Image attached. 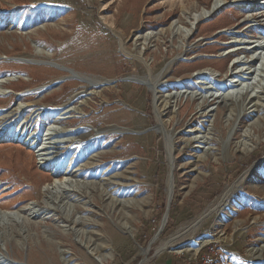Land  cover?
<instances>
[{
  "label": "rangeland",
  "instance_id": "374dc122",
  "mask_svg": "<svg viewBox=\"0 0 264 264\" xmlns=\"http://www.w3.org/2000/svg\"><path fill=\"white\" fill-rule=\"evenodd\" d=\"M213 3L218 9L193 28L191 17ZM263 5L0 0V78L28 77L5 85L10 91L0 96V130L8 126L17 134L28 121L36 147L0 140V210L32 205L51 213L32 223L23 248L16 239L0 238V264H99L97 255L106 256L103 264H196L208 248L213 264H264V249L250 256L264 244ZM37 44L52 55L36 56ZM23 58L32 64L19 63ZM241 78H249L243 89L226 90ZM48 124L58 130L55 140L66 142L60 143L59 167L78 172L81 183L69 186L62 174L57 180L63 188L53 193L44 189L54 182V169L39 155L47 147L41 133ZM246 171L239 191L169 246L201 238L206 245L196 252H161ZM123 174L129 176L128 196L98 190L100 181L116 186ZM107 199L127 202V217L106 207ZM65 213L73 219L65 220ZM78 219L88 225L74 228Z\"/></svg>",
  "mask_w": 264,
  "mask_h": 264
},
{
  "label": "bare ground",
  "instance_id": "6f19581e",
  "mask_svg": "<svg viewBox=\"0 0 264 264\" xmlns=\"http://www.w3.org/2000/svg\"><path fill=\"white\" fill-rule=\"evenodd\" d=\"M258 1H263V3H264V0H258ZM217 9H218V5L216 3H213L208 9H202L198 14H195L191 17V19H190L191 26H193V28H195L196 24H198L203 19L204 20L208 19ZM255 15H259L258 18L262 19L261 18L262 15H260L259 12H255ZM169 29L171 32H172V30L176 31V25H174L173 28L171 25ZM35 54H36V56H43L45 58H48L52 55L51 53H49V51L42 48L38 44L35 45ZM18 62L22 63V64H32V61L24 59V58L19 60ZM47 65L55 67L60 71L66 72L68 74V76L73 74V70L61 67L58 64L48 62ZM236 65H237V63H236ZM239 66L240 65H237V68ZM241 75H244V74L242 72H238V76L241 77ZM251 75H252V72H250L247 75V77H249ZM19 78H23V79L27 80L28 77L26 75L20 74V75H6V76L0 78V96L8 94V92L10 91L7 87H5V85L8 82L16 81ZM246 80H249V78H244V79L241 78L240 81L236 82V83L235 82L227 83V84H225L226 90H228V91H234L237 89L239 90L240 86H243L242 87V89H243L244 86L247 84ZM62 81L63 80H59L56 83V85H59ZM237 96L238 95H236V98H237ZM211 97L213 100L217 99V97H215V96H211ZM204 102H205V99L203 100V103ZM60 120H61V118H55L54 124H57V125L60 124ZM217 124H218L217 117H215V125H217ZM28 125H29L28 121H23L21 123V130L17 134H10V132L8 131V128H6L8 126H5L4 128H2L0 130V140L10 141V142H15V143H21L23 145H28L29 148L36 149L35 144L32 143V140L28 139V135H29L28 133H29V130L31 128L30 126L28 127ZM54 127L55 126H53V124H48L44 130L42 129L43 132L41 134L46 137V140H48V143H47V147L45 149H40V151L42 153L39 154L40 157L42 158L43 162H44V165L46 167H51L54 169L53 173H54L55 180L51 184L47 185L44 189L45 191L50 192V193L55 192V190L58 188L59 189L63 188L61 186L62 182L59 185L58 180H57L58 177L62 174L69 176V180H70L69 186H71V185L77 186L78 184H81L79 181H77V178H79V176H80V174H78V172H74V171L68 172L67 170H61V168L58 165V155L60 153V151H59L60 143L65 144L66 142L65 141L64 142H58L55 140V137L58 134V130L54 129ZM79 134H80V136H82L83 133L79 132ZM43 136H42V138H43ZM94 158L100 161L101 159H103V155L101 153H97V154H95ZM93 161H94V159H93ZM78 164H79V162H78ZM88 165H89V163H88ZM95 168H96V166H92L89 169V171H94ZM171 173H172V163L169 161V179H168V188H167V201L168 202H170L171 196H172ZM248 175H249V171L244 172L242 174V176H240L232 185L226 187L224 189L223 193L220 195V197L216 201V204L214 206L210 207V209L207 211V213L206 214L204 213L201 216V218H199V221L194 222L190 226L179 228L168 239V241L164 244L166 246L161 248V252H163V253L167 252V251H171V252H175V253H181L183 251L196 252L199 249V247L206 245L208 243V241L201 238V239H198V240L193 241V242L181 244L177 248H171L169 246L174 242L180 241L181 239L186 237V235H188L190 232L194 231V229L197 227L200 220H204L207 217H209V215L211 213H213L218 206H221L225 203V201L228 199V197L232 193L239 191L242 188L243 184L245 183V180L247 179ZM128 178H129V176L126 174L121 175L119 177V180L115 181L117 183L114 184L117 186V188H116V186H113L112 184H110L108 182L103 183L100 181L98 190H100V188H101V192L103 194L105 193L106 195H109L110 197L115 195V194H117V195L119 194L120 196L126 197L129 194V189H128V185H127L128 184L127 183ZM93 189H96V188H93ZM73 191H75V190H71V191L68 190L67 194H69L70 192H73ZM109 199H107V201H105V206L106 207L110 206L109 208L113 209L114 211H118L121 214L122 218L125 219L127 217L128 213L130 212L129 204H127L126 201H125L126 203H123L124 201L122 202L121 200L114 201L113 199H111V200H109ZM66 200H68L67 197H66ZM68 203H69L68 201L64 202L65 205H67ZM69 205H70V203H69ZM72 207L76 210V207H74V205ZM56 209L57 208H55V210ZM55 210H53L54 213H56ZM66 210H67V208H66ZM67 212H70V211H66V213ZM66 213L64 215V219L65 220H68V219L72 220L73 214L71 213L69 215V213L68 214H66ZM50 215H51L50 212L37 210L32 205L25 206V207H22V208H19L16 210H10V211H1L0 210V238H2V240L4 242H8L12 239H16L17 241L20 242V245L23 248L24 242L26 241V239H28L30 237L29 230L32 227V223H39V221H44L45 219L50 217ZM87 221L88 220H85V219H78V221L74 220L73 226L75 228V226H76L75 224L77 222H78V225H80V226L88 225ZM165 222H166V218L163 219V221L161 223V227H164ZM63 228L65 229V231H67L66 225H64ZM82 231H83L82 233H84V230H82ZM44 233L47 234L48 236H51L47 232H44ZM262 249H264V244H262L259 248L252 249L250 251V256H255L257 254V252L259 253L260 251H262ZM94 260L96 262H98L99 264H103L106 260V256L97 255L94 257Z\"/></svg>",
  "mask_w": 264,
  "mask_h": 264
},
{
  "label": "built area",
  "instance_id": "2783aa9c",
  "mask_svg": "<svg viewBox=\"0 0 264 264\" xmlns=\"http://www.w3.org/2000/svg\"><path fill=\"white\" fill-rule=\"evenodd\" d=\"M212 253L213 249L208 248L207 251H205L198 257L196 264H213Z\"/></svg>",
  "mask_w": 264,
  "mask_h": 264
}]
</instances>
